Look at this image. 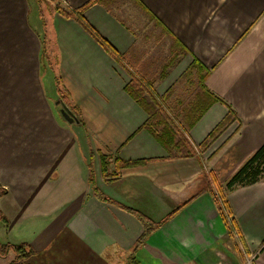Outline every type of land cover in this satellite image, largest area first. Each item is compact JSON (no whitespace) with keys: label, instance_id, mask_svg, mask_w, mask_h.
Segmentation results:
<instances>
[{"label":"crops","instance_id":"obj_1","mask_svg":"<svg viewBox=\"0 0 264 264\" xmlns=\"http://www.w3.org/2000/svg\"><path fill=\"white\" fill-rule=\"evenodd\" d=\"M59 1L77 9L91 0ZM34 4L0 0V207L10 219L1 239L31 244L30 264H264V176L226 186L264 144V0H98L84 21L119 60L75 17L52 10L49 25L39 10L34 21ZM38 22L58 55L53 70L41 61ZM195 59L242 124L202 149L229 111L214 102L186 131L196 153L171 157L142 128L149 115L125 86L136 77L176 118L175 105L197 91L196 71L183 78ZM56 70L79 111L72 123L61 112ZM101 154L146 162L111 163L119 173L107 175ZM204 171L226 199L222 210L205 191L141 241L143 224L130 209L162 220L205 186Z\"/></svg>","mask_w":264,"mask_h":264},{"label":"trees","instance_id":"obj_2","mask_svg":"<svg viewBox=\"0 0 264 264\" xmlns=\"http://www.w3.org/2000/svg\"><path fill=\"white\" fill-rule=\"evenodd\" d=\"M34 1L38 5L49 2L52 5H55V11L59 10L66 17L77 18L113 57L118 60L120 59L117 50L84 21V11L87 7L98 0H91L87 4L77 9H73L71 7L63 5L59 0ZM57 58L58 55L55 53L54 46H52L50 40L47 39V35L44 34V36L42 37L41 61L43 62L45 68H50L53 70V67H56ZM193 68H191L193 70L190 69L189 71H187L183 75V78L190 77V74L193 71H196L198 75V86L196 87V94L192 95L188 99H184L183 101L175 105L174 114L176 116L179 115L176 118L171 117L166 111H164L162 109V106L156 99L151 100L149 96L145 94V92L147 91V87L142 84L136 77L133 76V79L125 86V90L145 109V111L149 115L147 120L143 123L142 128L149 131L155 137V139L165 148V150L171 157L190 156L196 153V147L188 138L186 131L190 130L198 122V120L202 117L203 114H205V112L214 102L221 101L225 103L229 108V111L227 115L211 130L205 140L199 145L202 149L208 148L235 120H239L242 124V120L234 107L230 103L225 101L221 96L212 92L206 86V80L208 73L210 72V68L204 66L198 59H195ZM55 82L57 92L59 94V99L61 100V102L65 103L68 106L75 117H78L79 111L74 105L71 104L68 94L63 87L61 75L57 70L55 74ZM100 158L102 162V169L107 175H117L119 173V171L117 170H110L111 163L117 164V167L120 170L122 167L139 165L146 162V159L126 161L119 158L118 156L113 157L112 155L104 154H101ZM263 176L264 144L243 163L239 170L227 181L226 186L227 188L232 189L239 185L255 183L259 181ZM199 178L200 181L205 184V186L199 190L198 194L188 199L187 201H184L166 217L158 222L150 220L145 215L139 213L134 209H130L140 218L143 224V232L140 237L141 241H144L148 236L159 229L164 223L173 218L183 207H185L194 198L205 191H210L212 193L217 205L222 210V204L226 202V199L225 201L223 200V203L221 199L218 198L217 192L214 188V178L210 176L206 171H204ZM91 180H93V176L91 177ZM93 190L100 198L108 200L98 191L96 186ZM6 193L7 188L0 182V198ZM0 224H4L5 226H8L10 224L9 217L5 214L1 207ZM35 253L36 250L32 247L31 244L27 242L13 243L11 241H4L0 237V256L7 258L13 254V256L10 257L8 264H30L29 258Z\"/></svg>","mask_w":264,"mask_h":264},{"label":"rangeland","instance_id":"obj_3","mask_svg":"<svg viewBox=\"0 0 264 264\" xmlns=\"http://www.w3.org/2000/svg\"><path fill=\"white\" fill-rule=\"evenodd\" d=\"M35 5V7H33V10H32V17H33V20L34 21H36V19H39V10H41V12L43 11L44 12V14L42 15L43 17H45V19H46V21H47V23H49V25H50V22H51V20H52V10H55V5H52L51 3H49V2H46V3H42V4H40V5H38V4H34ZM39 23V26H40V29H41V31L43 32L42 34H45L46 33V31H45V25L44 26H41L40 25V22H38ZM48 34H50V30L48 29ZM44 81H45V85H46V87H47V90L50 88L51 89V91H50V96H51V98H52V104L54 105L55 104V100L54 99H56V96H55V92H53V83H54V73H52V72H45V75H44ZM149 89V88H148ZM190 89V87L189 88H187V90L188 91H190L189 90ZM148 91V90H147ZM187 94V91H184L183 92V94H182V96H184V95H186ZM159 104L162 106V109L164 110V111H166V112H168L169 110H171L170 109V106H169V103H168V101H165L164 102V104H161L160 102H159ZM60 107L61 108H66L67 109V105L65 104V103H63V102H61V104H60ZM169 108V109H168ZM168 110V111H167ZM5 186V185H4ZM6 187V186H5ZM2 226H4V224H0V231L1 232H3V230H1L3 227ZM10 257H12V255H10ZM9 257V258H10ZM9 258H4V257H1L0 256V264H7V262H8V260H9ZM247 263H248V260H247Z\"/></svg>","mask_w":264,"mask_h":264},{"label":"water","instance_id":"obj_4","mask_svg":"<svg viewBox=\"0 0 264 264\" xmlns=\"http://www.w3.org/2000/svg\"><path fill=\"white\" fill-rule=\"evenodd\" d=\"M61 112L63 114V116L65 117V119H67V121L69 122H74L75 121V116L71 113V111H69V109L66 108H62Z\"/></svg>","mask_w":264,"mask_h":264},{"label":"built area","instance_id":"obj_5","mask_svg":"<svg viewBox=\"0 0 264 264\" xmlns=\"http://www.w3.org/2000/svg\"><path fill=\"white\" fill-rule=\"evenodd\" d=\"M251 261H252V259H249V260H248V263H251Z\"/></svg>","mask_w":264,"mask_h":264}]
</instances>
